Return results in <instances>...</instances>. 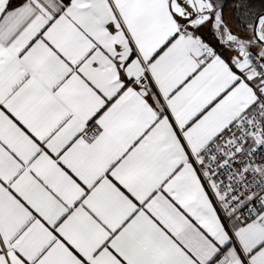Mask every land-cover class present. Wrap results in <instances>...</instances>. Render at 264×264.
<instances>
[{"label": "snow or ice", "instance_id": "1", "mask_svg": "<svg viewBox=\"0 0 264 264\" xmlns=\"http://www.w3.org/2000/svg\"><path fill=\"white\" fill-rule=\"evenodd\" d=\"M0 264H264V0H0Z\"/></svg>", "mask_w": 264, "mask_h": 264}, {"label": "trees", "instance_id": "2", "mask_svg": "<svg viewBox=\"0 0 264 264\" xmlns=\"http://www.w3.org/2000/svg\"><path fill=\"white\" fill-rule=\"evenodd\" d=\"M231 2H232V0H228V3H231ZM225 18L228 19L231 24H233V27L235 30H237V31L240 30L239 27L237 26L238 21H237L236 17L230 13L228 4H226V6H225Z\"/></svg>", "mask_w": 264, "mask_h": 264}]
</instances>
